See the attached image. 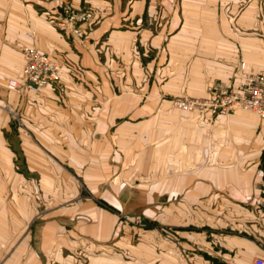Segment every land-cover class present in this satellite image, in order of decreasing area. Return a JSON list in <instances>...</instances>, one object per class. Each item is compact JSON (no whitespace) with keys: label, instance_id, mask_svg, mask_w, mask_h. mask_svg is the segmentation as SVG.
I'll use <instances>...</instances> for the list:
<instances>
[{"label":"crops","instance_id":"obj_1","mask_svg":"<svg viewBox=\"0 0 264 264\" xmlns=\"http://www.w3.org/2000/svg\"><path fill=\"white\" fill-rule=\"evenodd\" d=\"M63 3L100 10L84 38L46 20ZM24 47L62 91L8 89ZM241 64L264 70V0H0V264L264 258V118L171 106Z\"/></svg>","mask_w":264,"mask_h":264},{"label":"built area","instance_id":"obj_2","mask_svg":"<svg viewBox=\"0 0 264 264\" xmlns=\"http://www.w3.org/2000/svg\"><path fill=\"white\" fill-rule=\"evenodd\" d=\"M100 16V10L88 6L74 7L69 3L61 4L49 18L50 23L59 29L69 30L73 36L84 38L83 24H88ZM24 65L20 80L8 79L7 87L21 95L29 92L38 93L47 86L61 89V66L50 56L37 48H22ZM239 80L237 90L225 82H214L207 88L206 97L179 96L171 99V106L187 112L211 113L242 109L253 112L264 118V70L247 72L242 64L235 73ZM258 204L264 215V181ZM141 216L136 214L134 221L139 222ZM251 264H264L263 257L253 258Z\"/></svg>","mask_w":264,"mask_h":264},{"label":"rangeland","instance_id":"obj_3","mask_svg":"<svg viewBox=\"0 0 264 264\" xmlns=\"http://www.w3.org/2000/svg\"><path fill=\"white\" fill-rule=\"evenodd\" d=\"M48 22H50V19H49V16H47V19H46ZM54 27H56L55 25H53ZM56 28H58V27H56ZM59 29V28H58ZM60 30H62V29H60ZM7 83V82H6ZM14 139V135H13V132L11 133L10 132V137H9V139ZM133 223H134V227H132V230H131V245H133L134 243H136L137 241H139V238L141 237V233L140 232H142L139 228H141V226H142V223H143V220H142V217H141V220L139 221V222H135L134 220H133ZM135 245V244H134ZM138 246L139 245H136V246H134V248H133V252H131V254H133V258H134V260L136 259V261H133V264H142L141 263V259H139L138 257H137V254H138V252L137 251H140V249L138 248ZM143 260H145V259H143ZM146 262L147 261H144V263L143 264H146ZM228 264H235V262L234 261H232V260H230V261H228Z\"/></svg>","mask_w":264,"mask_h":264}]
</instances>
